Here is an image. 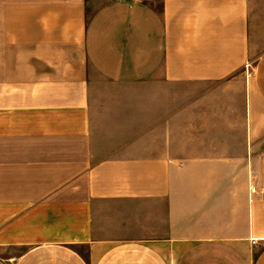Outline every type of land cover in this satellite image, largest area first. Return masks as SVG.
Instances as JSON below:
<instances>
[{"label": "crops", "instance_id": "obj_1", "mask_svg": "<svg viewBox=\"0 0 264 264\" xmlns=\"http://www.w3.org/2000/svg\"><path fill=\"white\" fill-rule=\"evenodd\" d=\"M261 22L0 0V264H264Z\"/></svg>", "mask_w": 264, "mask_h": 264}, {"label": "rangeland", "instance_id": "obj_2", "mask_svg": "<svg viewBox=\"0 0 264 264\" xmlns=\"http://www.w3.org/2000/svg\"><path fill=\"white\" fill-rule=\"evenodd\" d=\"M261 23H263V24L260 25L261 27L259 28V33L258 34H259L260 40H259V43H258V47H259L260 50H263L264 49V22H261ZM252 56H253L252 59L256 58V55H252ZM253 64H254V62L250 63V61H249V62H247L245 64V68L249 67V69H250L251 66H253Z\"/></svg>", "mask_w": 264, "mask_h": 264}, {"label": "built area", "instance_id": "obj_3", "mask_svg": "<svg viewBox=\"0 0 264 264\" xmlns=\"http://www.w3.org/2000/svg\"><path fill=\"white\" fill-rule=\"evenodd\" d=\"M253 243L255 242V241H252Z\"/></svg>", "mask_w": 264, "mask_h": 264}]
</instances>
